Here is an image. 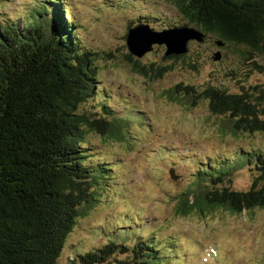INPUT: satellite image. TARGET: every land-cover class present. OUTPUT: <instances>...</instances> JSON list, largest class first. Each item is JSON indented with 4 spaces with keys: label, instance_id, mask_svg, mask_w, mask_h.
<instances>
[{
    "label": "trees",
    "instance_id": "trees-1",
    "mask_svg": "<svg viewBox=\"0 0 264 264\" xmlns=\"http://www.w3.org/2000/svg\"><path fill=\"white\" fill-rule=\"evenodd\" d=\"M164 1L206 40H221L225 49L243 47L240 57L249 69L245 78L264 73L258 63L264 60V0ZM68 11L63 0H54L46 12L38 13L46 23L18 29L12 20L0 21V264H57L68 236L115 171L105 158H93L88 136L114 138L118 122L133 120L132 114L116 117L103 102L105 87H95L99 55L82 42L78 22ZM174 27L181 26L168 29ZM134 71L148 75L136 64ZM160 77V70L152 75ZM170 92L171 101L184 97L192 107L206 100L213 115L226 117L233 134L264 135L263 90L250 93L241 86L234 93L210 86L198 93L179 85ZM90 98L101 104L96 114L106 116L81 110ZM226 161H220L223 167L211 164L198 172L178 197L179 215L215 209L232 215L264 211V151L244 150ZM98 167L103 174L96 179ZM245 167L254 172L253 184L247 191L233 190L226 183ZM151 239L136 243L141 252L118 264H171ZM128 250L125 244H108L76 259L80 264H107Z\"/></svg>",
    "mask_w": 264,
    "mask_h": 264
},
{
    "label": "rangeland",
    "instance_id": "rangeland-1",
    "mask_svg": "<svg viewBox=\"0 0 264 264\" xmlns=\"http://www.w3.org/2000/svg\"><path fill=\"white\" fill-rule=\"evenodd\" d=\"M50 2L54 0H0V21L12 20L18 29L46 23L38 13L46 12ZM63 4L78 22L82 42L99 55L95 87H105L103 102L116 117L132 114L133 120L127 125L118 122L114 138L88 136L93 158H105L115 171L68 236L57 264H74V259L80 264L78 255L108 244H125L129 250L122 254L116 249L119 252L107 264L127 262L141 252L136 243L148 237L171 264H264L263 210L232 215L215 209L181 216L177 202L207 165L223 167V160L244 150L264 151V135L233 134L226 117L213 115L206 100L192 107L184 97L170 99V91L179 85L192 86L198 93L210 86L234 93H240L241 86L250 93L253 88L264 91V73L255 71L245 78L249 69L240 57L245 49L220 48L213 39L191 40L186 54L169 58L166 46L158 44L142 58L132 55L126 42L130 28L142 22L156 31L187 26L171 2L63 0ZM217 52L223 55L220 61L213 59ZM258 63L264 68L263 59ZM135 64L148 75L134 71ZM157 70L162 77L152 78ZM97 100L88 99L81 110L96 114L101 105ZM96 171L98 179L103 172L100 167ZM230 178L226 184L233 190L247 191L254 172L245 167Z\"/></svg>",
    "mask_w": 264,
    "mask_h": 264
},
{
    "label": "water",
    "instance_id": "water-1",
    "mask_svg": "<svg viewBox=\"0 0 264 264\" xmlns=\"http://www.w3.org/2000/svg\"><path fill=\"white\" fill-rule=\"evenodd\" d=\"M196 40L200 43L206 41V35L194 27L181 26L169 28L163 31H156L148 24H142L128 30L127 46L130 53L138 58H142L147 53L153 51L154 45H165L166 55L179 56L189 51V43ZM215 45L223 48L225 43L216 40ZM223 58L221 52L214 54L213 59L220 61ZM176 179L177 177H173Z\"/></svg>",
    "mask_w": 264,
    "mask_h": 264
}]
</instances>
